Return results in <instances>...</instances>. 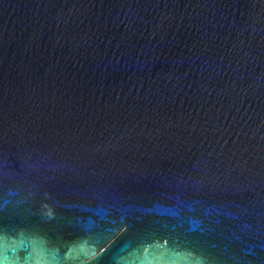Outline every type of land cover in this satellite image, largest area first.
Instances as JSON below:
<instances>
[{
    "label": "water",
    "instance_id": "95a60500",
    "mask_svg": "<svg viewBox=\"0 0 264 264\" xmlns=\"http://www.w3.org/2000/svg\"><path fill=\"white\" fill-rule=\"evenodd\" d=\"M0 264H264V0H0Z\"/></svg>",
    "mask_w": 264,
    "mask_h": 264
}]
</instances>
